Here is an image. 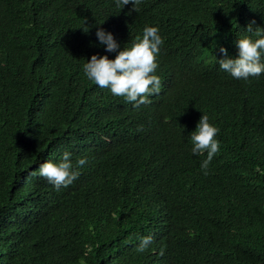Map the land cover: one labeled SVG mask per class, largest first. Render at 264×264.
<instances>
[{
  "label": "trees",
  "instance_id": "trees-1",
  "mask_svg": "<svg viewBox=\"0 0 264 264\" xmlns=\"http://www.w3.org/2000/svg\"><path fill=\"white\" fill-rule=\"evenodd\" d=\"M0 0V264H264V75L237 80L219 46L264 27V0ZM156 26L161 91L133 107L83 72ZM87 31V32H85ZM208 115L220 150L191 153ZM86 157L59 190L48 160ZM153 241L144 252L140 238Z\"/></svg>",
  "mask_w": 264,
  "mask_h": 264
},
{
  "label": "clouds",
  "instance_id": "clouds-1",
  "mask_svg": "<svg viewBox=\"0 0 264 264\" xmlns=\"http://www.w3.org/2000/svg\"><path fill=\"white\" fill-rule=\"evenodd\" d=\"M143 0H115L116 6L125 8L132 5L131 11L139 12ZM252 21L247 27L248 33L237 39V54L230 55L224 46H219V67L237 80H248L251 77L264 75V27L256 26ZM87 32V31H85ZM96 36L106 53H115L114 58L108 54H94L83 65L86 77L100 88H107L114 96L123 97L133 107L150 103V96L161 91V79L155 74L158 68V57L164 39L156 26H145L142 36L136 37L130 46L121 47L115 35L103 28H98ZM218 127L210 122L208 115L200 117L196 129L190 134L191 153H207L200 168L204 175L209 174V165L220 150L217 139ZM88 163L86 157L74 164L72 153L65 151L59 160H48L39 167V175L46 178L57 190L68 187L79 178V168ZM153 241L151 235L140 238L139 252H144Z\"/></svg>",
  "mask_w": 264,
  "mask_h": 264
}]
</instances>
